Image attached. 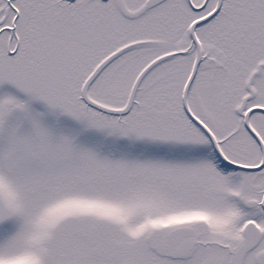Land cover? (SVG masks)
Returning a JSON list of instances; mask_svg holds the SVG:
<instances>
[{
	"label": "snow or ice",
	"instance_id": "1",
	"mask_svg": "<svg viewBox=\"0 0 264 264\" xmlns=\"http://www.w3.org/2000/svg\"><path fill=\"white\" fill-rule=\"evenodd\" d=\"M0 264H264V0H0Z\"/></svg>",
	"mask_w": 264,
	"mask_h": 264
}]
</instances>
